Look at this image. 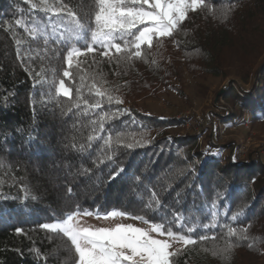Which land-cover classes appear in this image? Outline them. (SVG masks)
<instances>
[{"label":"trees","instance_id":"16d2710c","mask_svg":"<svg viewBox=\"0 0 264 264\" xmlns=\"http://www.w3.org/2000/svg\"><path fill=\"white\" fill-rule=\"evenodd\" d=\"M64 2L77 11L90 7L89 0ZM205 4L208 7L189 12L173 36L153 42L151 48L143 46L144 58L117 64L99 54L95 61L93 54L82 57L79 68L73 67L79 73L76 79L65 78L73 99L83 76L85 98L95 83L122 100L85 114L80 109L68 112V98L49 96L51 67L62 75L66 66L62 57L51 62L40 58L46 53L52 56L54 41L45 45L42 38L33 39L15 24L23 19L31 27L43 13L29 11L26 0H0V264H73L74 254L64 239L40 225L77 210L101 216L126 211L165 223L180 214L182 221L196 227L192 235L197 244L174 257V264H248L261 255L264 166L260 160L252 154L239 159L234 144L206 140L202 146L199 136L173 133L171 129L183 125V119L146 114L136 103L157 85L184 99V70L194 76H224L233 65L244 82L250 75L256 82L249 91L231 90L224 96L236 109L225 122L240 120L244 113L253 124L264 121V33L250 29V20H264V0H205ZM42 69L44 73L37 75ZM97 113L113 117L105 120L103 132L92 124ZM90 136L99 137L91 146ZM128 143L134 146L129 148ZM149 203L152 209L146 207ZM213 214L218 227H204L213 223ZM225 225L246 229L249 236L227 260L212 254L215 246L223 245ZM200 235L210 239L200 241Z\"/></svg>","mask_w":264,"mask_h":264},{"label":"snow or ice","instance_id":"6c2138e0","mask_svg":"<svg viewBox=\"0 0 264 264\" xmlns=\"http://www.w3.org/2000/svg\"><path fill=\"white\" fill-rule=\"evenodd\" d=\"M30 4L29 11H39L43 13V19L33 20L31 27L25 24L23 19H17L15 24L25 29L30 37L47 45L49 39L57 45L52 49V56L40 57L51 60L62 57V67L58 74L57 68L51 67L52 79L49 83V96L52 99L63 96L68 98L73 109H80L85 114L88 110L102 109L105 103L111 105L122 103L119 97L113 96L108 89H101L95 83L88 88L89 98L82 94L84 77L80 76V84L75 88L73 99V89L66 86L65 78L74 81L78 72H73V67L78 69L83 62L81 57L95 54L113 60L117 64L122 60H132L133 58H144L143 46L151 48L154 40L171 37L180 28L182 23L188 18L189 12L208 7L205 0H89L90 7L87 10L81 8L77 11L64 0H26ZM211 10V9H210ZM23 11V10H21ZM224 18L227 14L224 13ZM51 28L49 32L48 29ZM83 41V47L80 42ZM20 45L21 41L16 40ZM66 55H63L65 53ZM30 52V50H29ZM28 53H26L27 55ZM17 55H20L18 48ZM23 59V57H21ZM41 73L37 75H42ZM44 77L42 76V79ZM52 89L55 96H52ZM94 90V92H93ZM83 106V107H82ZM92 121V124L99 125L103 132L105 120L111 119L107 114ZM99 137L90 136L89 146L94 139ZM120 136L115 142L119 143ZM111 137L106 143H111ZM127 147L134 145L128 143ZM71 191V189H69ZM155 200V194H153ZM159 205V201L156 200ZM214 206V205H213ZM152 209L153 204L146 205ZM241 213L232 216V220H237ZM95 216L101 219L99 212L93 213L87 210H77L66 214L60 220L52 223L40 225L43 229L49 230L64 239L68 251L74 254L73 264H174V257L182 255L189 250L188 246L197 244V239L193 238V233L197 230L194 226H189L186 221L180 219V214H176L172 221L153 222L146 219L144 215H132L126 211L113 210L103 215L104 220L117 218H129L150 224V227H138L132 223L116 222L110 227H94L87 223H81L78 217ZM204 227H218L215 223L204 225ZM227 232L221 239L223 245L213 248L212 254L227 260L232 250L239 246L242 240H248L246 229L238 230L235 227L225 225ZM20 232L21 229H16ZM155 233L156 235H153ZM235 237V241L231 238ZM207 235H200L198 240H209ZM216 241V236L211 237ZM179 243L181 248H174ZM252 247V244L248 245Z\"/></svg>","mask_w":264,"mask_h":264},{"label":"rangeland","instance_id":"374dc122","mask_svg":"<svg viewBox=\"0 0 264 264\" xmlns=\"http://www.w3.org/2000/svg\"><path fill=\"white\" fill-rule=\"evenodd\" d=\"M250 29L255 34L264 33V20H250ZM168 37L161 38L159 43ZM82 58V57H81ZM80 58V59H81ZM236 67L228 69L224 76H194L184 70L182 91L185 96L181 99L172 90H164L157 85L155 90L139 97L136 103L142 112L157 117L184 120V124L171 129L173 133L184 135H196L198 142L210 140L214 145L234 144L237 147L239 159H246L249 155L257 157L264 166V121L251 123L248 113H244L240 120H231L236 111L232 104L224 99L231 90L235 93L241 89L249 91L255 84V77L250 75L247 82L238 75ZM228 154L225 152L223 155ZM96 219L95 216H81V223H87L94 227H110L116 222L132 223L138 227L148 228L138 220L129 218H117L113 220ZM153 235H156L153 233ZM177 243L174 248H181ZM248 264H264V251L257 258L250 259Z\"/></svg>","mask_w":264,"mask_h":264}]
</instances>
